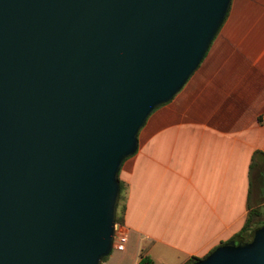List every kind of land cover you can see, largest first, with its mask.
<instances>
[{"label": "water", "instance_id": "95a60500", "mask_svg": "<svg viewBox=\"0 0 264 264\" xmlns=\"http://www.w3.org/2000/svg\"><path fill=\"white\" fill-rule=\"evenodd\" d=\"M231 0H0V264H101L122 160ZM190 264H264V222Z\"/></svg>", "mask_w": 264, "mask_h": 264}, {"label": "crops", "instance_id": "0c3cea01", "mask_svg": "<svg viewBox=\"0 0 264 264\" xmlns=\"http://www.w3.org/2000/svg\"><path fill=\"white\" fill-rule=\"evenodd\" d=\"M222 21L122 160L126 246L101 264H183L232 237L250 207L253 226L264 218V0H231Z\"/></svg>", "mask_w": 264, "mask_h": 264}, {"label": "trees", "instance_id": "16d2710c", "mask_svg": "<svg viewBox=\"0 0 264 264\" xmlns=\"http://www.w3.org/2000/svg\"><path fill=\"white\" fill-rule=\"evenodd\" d=\"M259 152L260 151H258V150L254 151L253 156H255L256 153H259ZM253 156H251V159H252L251 160V168H254L257 164L256 161H253ZM259 178L264 183V172L260 173ZM118 183H119L120 193H119L117 208L115 209V216L114 217H115L116 222L123 223L124 218L122 217V214H123V209L125 207V205H124L125 204L124 203L125 195H124V189H123L124 185H123V182L120 178H119ZM258 211H259V209L257 207H250L249 211H247V214H246L247 217H246L242 227L235 234H233L232 237H242L243 239H248L251 235V232L264 222V218H262V219H260V221L256 225H254V226L252 225V221L255 218V216L258 215ZM205 255H203V256H205ZM106 257H107V255H105L103 257V260L106 259ZM198 258H199L198 256H195V257L191 256L183 264H190L191 262L195 261ZM138 264H155V263L153 262V260L148 255L141 254L140 258L138 260Z\"/></svg>", "mask_w": 264, "mask_h": 264}, {"label": "built area", "instance_id": "2783aa9c", "mask_svg": "<svg viewBox=\"0 0 264 264\" xmlns=\"http://www.w3.org/2000/svg\"><path fill=\"white\" fill-rule=\"evenodd\" d=\"M114 227H115V233L112 238V245L114 248L118 250H124L126 246L125 242H126L127 233L121 230V226L119 222H115Z\"/></svg>", "mask_w": 264, "mask_h": 264}, {"label": "rangeland", "instance_id": "374dc122", "mask_svg": "<svg viewBox=\"0 0 264 264\" xmlns=\"http://www.w3.org/2000/svg\"><path fill=\"white\" fill-rule=\"evenodd\" d=\"M119 251H121V250H118V249L113 247L111 252L107 255L106 258L108 259L109 257H111V258H115V256L117 257L119 255Z\"/></svg>", "mask_w": 264, "mask_h": 264}]
</instances>
